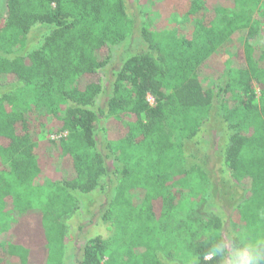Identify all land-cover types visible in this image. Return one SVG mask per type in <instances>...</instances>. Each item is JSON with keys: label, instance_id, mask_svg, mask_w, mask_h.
<instances>
[{"label": "trees", "instance_id": "obj_1", "mask_svg": "<svg viewBox=\"0 0 264 264\" xmlns=\"http://www.w3.org/2000/svg\"><path fill=\"white\" fill-rule=\"evenodd\" d=\"M155 1L162 22L152 29L137 25L130 0L6 1L0 88L35 87L39 104L53 108L50 128L65 136L40 140L26 100L0 96V104L15 106L7 113L0 108V213L12 200L18 214L5 264H64L62 219L77 209L80 196L108 185L113 194L103 219L113 221L114 233L91 240L79 264H103L108 252L105 264H168L152 230L175 197L174 185L164 184L179 179L193 192L210 183L191 147L216 122L215 109L247 128L228 139L223 163L234 183L251 186L233 219L253 231L264 226V28L253 16L264 0ZM37 28L46 30L42 45L19 52L18 43ZM240 30L248 31L244 49L226 61L217 51ZM135 33L141 49L129 54L104 107H96L112 46ZM209 79L213 88L203 85ZM62 102L67 107L58 114ZM103 119L107 150L121 146L111 172L98 150ZM189 216L182 232L192 264H218L211 248L217 233L224 238L223 220Z\"/></svg>", "mask_w": 264, "mask_h": 264}, {"label": "rangeland", "instance_id": "obj_2", "mask_svg": "<svg viewBox=\"0 0 264 264\" xmlns=\"http://www.w3.org/2000/svg\"><path fill=\"white\" fill-rule=\"evenodd\" d=\"M7 0H0V27L5 18V7ZM141 5L137 4V0H130L131 13L134 14L137 20V25L152 29L158 23L162 22V15L156 8V1L138 0ZM255 26L264 28V1L254 12ZM138 28V27H137ZM178 30V31H177ZM176 30L178 36L182 35L183 29ZM46 30L37 28L22 42H19V52L29 53L37 50L43 43L46 36ZM248 31L240 30L233 33L230 38L218 49L217 54L224 60H232L233 57L244 49ZM141 40V39H140ZM135 34L127 35L124 40L119 41L112 46L113 60L102 70L104 94L96 101V107L103 108L105 102L110 95V84L114 81V74L121 70L123 62L127 59L131 52L141 49V41ZM261 41L264 44V29L261 34ZM176 77H170L166 80L163 92L168 94L171 92ZM205 87H214L211 80H204ZM4 97H22L26 100L30 111L35 112L31 116L35 124L39 128L40 140L57 139L60 135L49 126L51 121L50 108H46L39 104L36 98V89L31 85H20L15 88H0V96ZM258 98L260 93L257 92ZM155 99L152 96L148 97V102L153 105ZM60 106L58 114H63V110L67 107L65 102L57 104ZM0 108L5 113L15 110V106L9 101H4L0 104ZM216 122L212 121L207 131V135H203L198 140L195 148L198 156V162L203 164L209 170L210 183L207 186L199 188L197 191H189L186 184L177 181L168 180L165 186L174 185L171 187L172 195L175 196L172 203H169V215L158 220L154 225L155 246L161 255L165 258L168 264H192L191 258L188 255L187 247L183 243L182 223L186 221L189 215H195L197 218H212L219 217L223 220L221 230L222 236L227 237V234L232 231L239 233L242 230H249L246 222H239L233 219V211L238 204L250 196V183L248 180L242 183H234L231 172L223 167L225 162V152L228 139L237 132H245L247 128L242 127L234 118L222 119V115L216 109L213 111ZM221 118V119H220ZM107 128V120L103 119L97 128L98 150L104 155L108 172L113 169V154H117L121 147L117 145L114 153H110L105 147L108 132L104 131ZM192 161V160H191ZM50 177L49 175H47ZM49 180V179H48ZM113 188L108 185L104 189L97 190L89 196L78 199L77 209L70 215L62 219L66 225L65 238V255L64 264H79L82 259V254L85 246L91 240L96 238L107 239L113 235V221H105L103 216L108 211V204L112 197ZM18 217L15 204L12 200L8 201V208L0 213V264H5L7 260V246L12 240L13 223ZM251 235L264 234V226L259 230H249ZM110 253L105 254L102 263L108 261Z\"/></svg>", "mask_w": 264, "mask_h": 264}, {"label": "clouds", "instance_id": "obj_3", "mask_svg": "<svg viewBox=\"0 0 264 264\" xmlns=\"http://www.w3.org/2000/svg\"><path fill=\"white\" fill-rule=\"evenodd\" d=\"M211 252L218 264H264V234L251 235L245 229L221 238L217 233Z\"/></svg>", "mask_w": 264, "mask_h": 264}]
</instances>
